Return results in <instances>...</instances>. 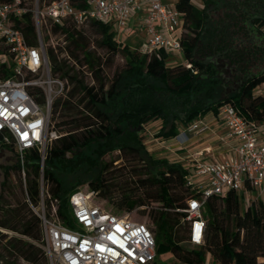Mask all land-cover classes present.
<instances>
[{"label": "trees", "instance_id": "1", "mask_svg": "<svg viewBox=\"0 0 264 264\" xmlns=\"http://www.w3.org/2000/svg\"><path fill=\"white\" fill-rule=\"evenodd\" d=\"M49 1L38 3L42 6ZM202 3L198 8L192 0L175 2L182 18V60L173 65L165 62L166 50L143 52L131 48L115 39L110 24L101 20L88 22L100 36L98 45L111 55L120 53L124 59V65L111 76L105 71L106 60L95 55L86 43L82 26L87 23L51 26L69 42V46L65 40L64 44L48 46L51 69L71 87L52 104V129L59 133L47 144L42 173L36 149L24 154V177L19 162L5 166L0 183V228L13 234L0 230V264H19V259L28 264H48L37 244L41 242L40 221L27 201L37 204L41 177L46 205L58 199L59 218L72 227L68 196L74 189L63 183L58 172L75 171L85 164L96 167L94 178L86 183L109 201L113 189L106 173L117 159L106 160L105 156L121 150L138 162L130 170L137 178L134 187L123 185L119 198L111 203L123 211L147 201L160 204L147 214L154 227L151 231L156 256L167 250L184 264H202L208 252L220 264H264V203L242 208L240 194L232 190L205 200L203 243L198 248L181 244L178 230L186 213L179 209L186 207L187 200L198 197V192L186 185L181 164L147 152L138 129L160 120L156 136L169 138L177 132L179 123L187 124L209 111L216 113L226 102L235 104L244 118L264 121V94L256 92L264 83V0ZM31 15L27 11L15 24L32 44ZM70 45L72 49L67 54ZM3 48L2 45L0 52ZM63 52L68 57H59ZM83 72L91 83L85 82ZM7 74L5 64L0 63L1 77ZM29 77L27 73L25 78ZM29 91L40 100L39 88L30 87ZM0 149L15 155L10 144L1 139ZM69 152L72 157L66 156ZM12 172L19 176L20 195L10 183Z\"/></svg>", "mask_w": 264, "mask_h": 264}, {"label": "built area", "instance_id": "2", "mask_svg": "<svg viewBox=\"0 0 264 264\" xmlns=\"http://www.w3.org/2000/svg\"><path fill=\"white\" fill-rule=\"evenodd\" d=\"M27 11L31 12L34 24L32 44L15 24ZM136 15H140V26L147 34L141 51L162 48L182 53L181 12L164 0H50L42 6L34 0L30 8L22 0H0V44L4 46L0 60L8 71L0 78V139L10 144L15 155L9 150L0 152L11 153L7 162H19L22 177L24 154L31 149L40 154L42 173L47 144L57 137L48 132L52 104L67 91V81L54 75L51 69L47 50L56 43L51 26L62 27L67 22L80 26L101 20L115 27L117 37ZM27 73L29 78H25ZM30 87L40 89V100L30 93ZM256 92H262L261 87ZM216 119L225 127V132L216 136L225 152L208 158L211 149L205 147L188 153L183 165L186 185L199 195L179 209L186 213L188 240L194 245L203 243L206 228L203 207L207 197L223 196L232 190L240 194L245 206L264 203V121L244 118L231 102L218 109ZM209 133H213L211 123L199 117L184 126L174 140L180 147L189 137ZM157 143L165 146V141ZM174 148H170L172 153L176 152ZM175 157L179 158L176 154ZM96 193L76 188L69 194L73 222L69 227L59 218L58 199L46 205L40 178L37 204L27 201L39 218L41 242L37 244L48 264H156L155 239L147 224L107 211L94 201Z\"/></svg>", "mask_w": 264, "mask_h": 264}, {"label": "rangeland", "instance_id": "3", "mask_svg": "<svg viewBox=\"0 0 264 264\" xmlns=\"http://www.w3.org/2000/svg\"><path fill=\"white\" fill-rule=\"evenodd\" d=\"M24 3L26 4L27 7H31L33 5L34 0H23ZM167 0H164V2H166ZM41 6V5H40ZM47 27H50L49 23L47 22ZM82 30L84 31V35L86 38V43L89 47L90 50H92L94 52L95 55L101 57L102 60H106V64H105V71L106 73H108V75H112V73L115 70L120 69L123 65H124V59L122 57V55L120 53H117L116 55H111L107 52L106 49L100 47L98 45V40H99V34L97 33V31H95V29L88 25V23L84 26H82ZM111 31L114 33V35L116 34V30L114 26H111ZM53 32V36H54V40L57 43H61L63 44V41L65 40V37L63 34H61L59 31H52ZM134 34L133 31L130 30V32L128 34L124 33V32H119L117 37H118V42H126L127 41V45L131 48H135L137 47V42H138V37H134L133 39H130V36H132ZM66 45L69 46V42L68 40H65ZM123 44V43H122ZM142 45H140V49H142ZM0 48H2V45H0ZM70 49H72V46L70 45V47H67V54L69 53ZM74 49V48H73ZM77 53H79L77 51ZM59 57H67L66 53L63 52L59 55ZM181 56H177L176 57V62H179L181 60ZM109 59V60H108ZM107 60L109 61L108 65H107ZM0 63L1 60H0ZM170 63V62H168ZM85 69V68H84ZM86 70V69H85ZM225 68H222V71L224 73H226L227 71H225ZM85 82L87 83H91V80L88 76V74H84V72L82 73ZM0 78L1 75H0ZM71 87V84H69V86L67 87V89H69ZM262 89V93L264 94V84L262 86H260ZM55 121H53L50 118V123L48 125V132H54L57 136L58 133L56 130L52 129V123L54 124ZM161 125V123L159 124V120H154L151 122H148L144 125V128L140 129V135L142 137V142L144 144L145 149L147 150V152L152 155L153 157L156 158H162V157H167L169 156L168 154L170 153L166 148L159 146V144L157 143V137H156V133L159 129V126ZM166 145V144H165ZM124 150H121L120 152L117 151H110L106 156L105 159L106 160H112V159H117V162H114L112 164V168L110 169L109 172L106 173V178H107V182L112 184V194L110 196V200H106L104 198H102L99 195H96L94 197V201L101 205L103 208H105L107 211L114 213L116 215H126L128 216V218L133 219L135 221H140V222H144L147 224V226L152 230L154 227L151 223V220L148 217V212L152 207H159L160 204L158 202H154V201H147V203H145L144 205L141 206H136L135 208H133L130 211H123V210H119L117 208L114 207V205L111 202H116L117 199L119 198V191L120 188L123 185H130L131 187L135 186L134 180L137 178L136 175H133V172L130 171L131 167L134 165H138L137 161L132 160V157L129 156L128 154H123ZM67 157H72L73 153L69 152L66 155ZM3 153L0 152V172H3L6 166V159L3 158ZM120 157L122 159H120ZM2 159V160H1ZM97 173V168L96 167H88L87 164L83 165V167H81L80 169H77L75 171H71V170H60L58 172V176L59 178L63 181V183L68 186V187H72L73 189L76 188H88L87 185V181L91 180L94 178L95 174ZM10 183H12L14 185V192L17 195H20V187H19V176L17 173L12 172L11 176H10ZM141 190V189H140ZM7 199L11 200L12 198L7 197ZM245 206V204L241 201V207L243 208ZM178 236L179 238H181V244H183L185 247L188 248H198L200 245H194L192 243L189 242V223L188 221L186 222V220L184 221V223L181 224V226L179 227L178 230ZM19 264H28V262H26L25 260L19 259L18 260ZM156 264H184L181 261H179L178 259L175 258V256L173 254H171L169 251L164 250L160 253L157 254L156 256ZM202 264H220L210 253L206 252L204 255V261Z\"/></svg>", "mask_w": 264, "mask_h": 264}, {"label": "crops", "instance_id": "4", "mask_svg": "<svg viewBox=\"0 0 264 264\" xmlns=\"http://www.w3.org/2000/svg\"><path fill=\"white\" fill-rule=\"evenodd\" d=\"M176 1L177 0H167L166 3L171 4V5H175ZM192 2L198 8H201L202 5H203L202 0H192ZM130 30L134 32V34L132 36H130V39L131 38L133 39L135 36L138 37V39H137L138 40V42H137L138 44H137V47H135V48H138V47H140V45H143L144 42L147 40V34L140 26V15L134 16L130 20L127 28L124 29L122 32L128 34L130 32ZM114 37L116 38V40L118 39V37H116L115 35H114ZM122 43L127 45V41L126 42H121V44ZM138 49H140V48H138ZM167 54L168 55H167V57L165 59V62H166L167 65H173V64L178 63L175 60L176 57L177 56H181L182 57V54L179 53V52H176V51H167ZM181 60H182V58H181ZM168 62H170V63H168ZM199 117H205L211 123V125L213 127V133H209V134H207V135H205L203 137H199V138L189 137L188 140L182 146L179 147V146H177V143H175L174 137L180 131H182L184 126H186L188 124V123L187 124H180L179 123L177 132L174 135L170 136L169 138H163V137L156 136L157 139L165 141V144H166L165 146L159 144V146L166 148L170 152L168 154L169 156L162 157V158H165V159H167L170 162L179 163V164H181L183 166L186 163L185 158L188 155V153L194 152L196 150L203 149L205 147H209L211 149V152L207 155L208 158L218 157L223 152H225V149L223 148V146L221 145L220 141L216 137L217 134H222V133L225 132V127L217 122L216 113L212 112V111H209V112L205 113L204 115H199V116L195 117L194 119L199 118ZM160 123L161 122L159 120V124ZM169 147L170 148L171 147H173V148L175 147L174 149H175L176 152L172 153L171 152L172 149H170ZM7 152H9V151H4V153H3V156H4L3 158H5V159L8 157L5 154ZM175 154L179 158L175 157ZM7 163L8 162L6 161V164Z\"/></svg>", "mask_w": 264, "mask_h": 264}, {"label": "water", "instance_id": "5", "mask_svg": "<svg viewBox=\"0 0 264 264\" xmlns=\"http://www.w3.org/2000/svg\"><path fill=\"white\" fill-rule=\"evenodd\" d=\"M138 129L140 130L141 127H138ZM5 154H6V156H10V155H11L10 152H7V153H5ZM11 165H13V163L8 162V163L6 164V166H11ZM3 179H4V173H3V172H0V183H1V181H2ZM0 188H1V184H0Z\"/></svg>", "mask_w": 264, "mask_h": 264}, {"label": "flooded vegetation", "instance_id": "6", "mask_svg": "<svg viewBox=\"0 0 264 264\" xmlns=\"http://www.w3.org/2000/svg\"><path fill=\"white\" fill-rule=\"evenodd\" d=\"M114 162H117V161H114Z\"/></svg>", "mask_w": 264, "mask_h": 264}]
</instances>
